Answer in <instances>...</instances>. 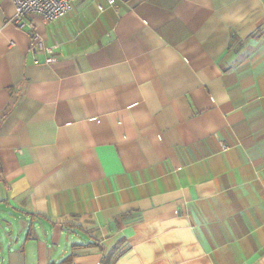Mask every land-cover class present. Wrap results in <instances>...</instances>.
<instances>
[{"label":"crops","instance_id":"0c3cea01","mask_svg":"<svg viewBox=\"0 0 264 264\" xmlns=\"http://www.w3.org/2000/svg\"><path fill=\"white\" fill-rule=\"evenodd\" d=\"M14 12L0 264H264V0H72L36 49Z\"/></svg>","mask_w":264,"mask_h":264},{"label":"built area","instance_id":"2783aa9c","mask_svg":"<svg viewBox=\"0 0 264 264\" xmlns=\"http://www.w3.org/2000/svg\"><path fill=\"white\" fill-rule=\"evenodd\" d=\"M72 0H11L14 6L13 21L20 27L26 28L30 37L31 49L41 48L42 41L35 30L33 21L30 20L32 14H39L44 19H56L68 11L71 7ZM112 4L114 0H107ZM99 9L102 6L99 5ZM48 55L44 61L51 62L56 60L51 48L46 47Z\"/></svg>","mask_w":264,"mask_h":264},{"label":"trees","instance_id":"16d2710c","mask_svg":"<svg viewBox=\"0 0 264 264\" xmlns=\"http://www.w3.org/2000/svg\"><path fill=\"white\" fill-rule=\"evenodd\" d=\"M0 173H1V170H0ZM105 257H106V255H105ZM105 259V258H104Z\"/></svg>","mask_w":264,"mask_h":264}]
</instances>
